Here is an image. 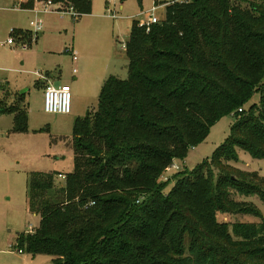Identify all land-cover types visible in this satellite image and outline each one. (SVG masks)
<instances>
[{
	"label": "trees",
	"instance_id": "trees-1",
	"mask_svg": "<svg viewBox=\"0 0 264 264\" xmlns=\"http://www.w3.org/2000/svg\"><path fill=\"white\" fill-rule=\"evenodd\" d=\"M46 1L91 12L92 0ZM124 52L127 78L108 77L96 109L74 121L73 171L58 187L29 174L26 205L40 220L15 246L51 264H264L253 201L264 204V183L236 165L238 149L264 159V0L168 4L148 31L132 20ZM232 112L227 140L164 193L162 172ZM0 113L25 130L24 107ZM237 214L258 220L224 216Z\"/></svg>",
	"mask_w": 264,
	"mask_h": 264
},
{
	"label": "rangeland",
	"instance_id": "rangeland-1",
	"mask_svg": "<svg viewBox=\"0 0 264 264\" xmlns=\"http://www.w3.org/2000/svg\"><path fill=\"white\" fill-rule=\"evenodd\" d=\"M156 1L168 0H140V3L92 0L91 12L75 19L70 12H44L42 1L36 2L38 12H10L5 7L10 2L0 0V105H19L26 114L25 130L16 131L14 115L0 113V264L52 263L50 255L29 254L24 250L19 253L15 246L17 234L33 233L40 220L39 215L27 209L28 176L34 172L52 174L58 187L63 180L57 175L73 171L74 121L96 109L103 80L110 76L127 78L124 50L132 20L144 22ZM155 15L161 19L164 7H159ZM31 21L40 24V35L30 25ZM14 27L24 35L22 41L12 32ZM8 39L13 42L7 43ZM71 47L77 52V61H72L65 52ZM47 82L57 85L65 82L70 87L68 114L44 111L43 86ZM259 86L264 95V77ZM259 100L260 93L255 92L243 105L244 109L254 111L247 108L257 106ZM237 117L235 112L222 115L211 124L202 140L188 148L183 158L173 160L160 176L164 193L171 190L176 176L211 158L227 140ZM237 157L239 168L255 172L264 183V159H253L240 149ZM253 201L264 216V204L257 198ZM224 216L230 221L258 220L246 214ZM219 218L222 220V216Z\"/></svg>",
	"mask_w": 264,
	"mask_h": 264
},
{
	"label": "built area",
	"instance_id": "built-area-1",
	"mask_svg": "<svg viewBox=\"0 0 264 264\" xmlns=\"http://www.w3.org/2000/svg\"><path fill=\"white\" fill-rule=\"evenodd\" d=\"M17 3L20 2H26L28 0H11ZM189 0H168L166 2H160V1H156L154 3V6H152L151 10L149 11V16L148 18L144 21V22H139L140 26H144L146 28V30H149V27L153 24H156L160 21V19L155 15V11L159 8V7H164L168 4H174V3H187ZM161 3L159 6L157 5V3ZM51 6H54V10L51 8ZM36 12L37 9H35ZM43 11L44 12H49V11H56V12H60V13H67L70 12L71 15L76 18L77 16L74 14V12L72 11V8H69L68 10L63 9L62 7L59 6H55L51 1H45L43 4ZM30 25L35 29V32L38 33L41 30V26L39 23L31 21ZM13 40L12 39H8L7 43H12ZM124 48V45L123 47ZM65 52L69 53L71 55V59L72 61H77V53L75 51H73V49H69L66 48ZM74 74L76 73V69L74 68L72 71ZM71 89L70 87L66 84V85H55L52 83H47L44 87H43V109L45 112L47 113H58V114H68L70 112L71 109ZM58 178H60L61 180L65 179V175L63 174H58L57 175ZM93 203H90V205H92ZM19 253H22V250L18 249Z\"/></svg>",
	"mask_w": 264,
	"mask_h": 264
},
{
	"label": "crops",
	"instance_id": "crops-1",
	"mask_svg": "<svg viewBox=\"0 0 264 264\" xmlns=\"http://www.w3.org/2000/svg\"><path fill=\"white\" fill-rule=\"evenodd\" d=\"M8 2H10V3H8V4H6L5 3V7L7 8V10H9L10 12H11V10H14V11H19V12H23V11H31L32 12V10H35V6H36V2H38V1H42L43 3L45 2V1H43V0H31L30 1V3L32 4V6H31V8L30 7H28L27 6V3L29 2V1H26V2H20V3H17V2H14V1H11V0H7ZM11 5V6H10ZM12 7V8H11ZM2 8V7H1ZM0 8V9H1ZM77 18V17H76ZM75 18V19H76ZM12 30V32H15V34H17L18 35V38L22 41L23 40V38H24V35L20 32V30H18L17 28H12L11 29ZM40 35L41 34V30L37 33V35ZM72 48V47H71ZM77 53V52H76ZM74 80L76 79L75 77L73 78ZM105 80H103V82H104ZM102 82V83H103ZM47 83H50V82H47ZM46 83V84H47ZM59 84L58 85H66V83L65 82H63L62 84L60 83V82H58ZM45 84V85H46ZM52 84H54V83H52ZM44 85V86H45ZM55 85H57V84H55ZM43 86V87H44ZM13 116V115H12ZM60 174V173H59Z\"/></svg>",
	"mask_w": 264,
	"mask_h": 264
}]
</instances>
